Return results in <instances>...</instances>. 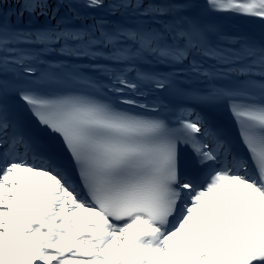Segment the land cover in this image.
Masks as SVG:
<instances>
[{"label": "snow or ice", "instance_id": "obj_1", "mask_svg": "<svg viewBox=\"0 0 264 264\" xmlns=\"http://www.w3.org/2000/svg\"><path fill=\"white\" fill-rule=\"evenodd\" d=\"M0 264H264V0H0Z\"/></svg>", "mask_w": 264, "mask_h": 264}, {"label": "rangeland", "instance_id": "obj_2", "mask_svg": "<svg viewBox=\"0 0 264 264\" xmlns=\"http://www.w3.org/2000/svg\"><path fill=\"white\" fill-rule=\"evenodd\" d=\"M217 19L221 20L223 24L225 25L226 29L230 32H248V31H255L256 25L258 24L255 23L253 24L249 19H246L241 16H234L231 14H224L221 16L216 17ZM41 21H37L35 17L32 19H28L25 17V21L23 24H21L22 27H39Z\"/></svg>", "mask_w": 264, "mask_h": 264}, {"label": "bare ground", "instance_id": "obj_3", "mask_svg": "<svg viewBox=\"0 0 264 264\" xmlns=\"http://www.w3.org/2000/svg\"><path fill=\"white\" fill-rule=\"evenodd\" d=\"M255 31L258 32V24L256 25ZM148 91H149L148 89H145L146 94H148ZM153 96H155V93L149 94L147 96V99L146 100H143V101H145L149 105H152V103H153Z\"/></svg>", "mask_w": 264, "mask_h": 264}]
</instances>
